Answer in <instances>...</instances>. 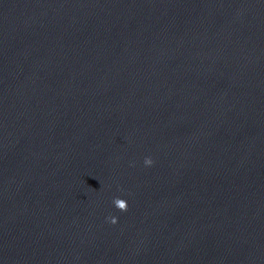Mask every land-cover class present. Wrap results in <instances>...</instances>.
Segmentation results:
<instances>
[{"label":"water","instance_id":"95a60500","mask_svg":"<svg viewBox=\"0 0 264 264\" xmlns=\"http://www.w3.org/2000/svg\"><path fill=\"white\" fill-rule=\"evenodd\" d=\"M0 264H264V0H0Z\"/></svg>","mask_w":264,"mask_h":264}]
</instances>
